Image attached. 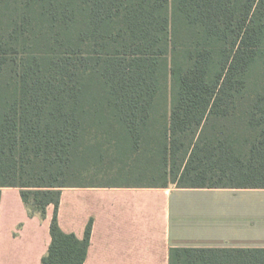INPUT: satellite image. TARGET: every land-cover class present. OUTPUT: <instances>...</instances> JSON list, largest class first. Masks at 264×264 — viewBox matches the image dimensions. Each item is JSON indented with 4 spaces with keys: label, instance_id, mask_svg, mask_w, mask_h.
<instances>
[{
    "label": "trees",
    "instance_id": "1",
    "mask_svg": "<svg viewBox=\"0 0 264 264\" xmlns=\"http://www.w3.org/2000/svg\"><path fill=\"white\" fill-rule=\"evenodd\" d=\"M97 180H101L98 182ZM264 188V0H0V199L54 205L42 264H84L66 187ZM169 264H264L180 247Z\"/></svg>",
    "mask_w": 264,
    "mask_h": 264
},
{
    "label": "crops",
    "instance_id": "2",
    "mask_svg": "<svg viewBox=\"0 0 264 264\" xmlns=\"http://www.w3.org/2000/svg\"><path fill=\"white\" fill-rule=\"evenodd\" d=\"M259 190L264 188L66 187L58 220L79 238L93 220L84 264H169L175 246L264 247V202L231 197ZM53 214L52 204L44 216L30 214L20 188L3 187L0 264H42Z\"/></svg>",
    "mask_w": 264,
    "mask_h": 264
},
{
    "label": "rangeland",
    "instance_id": "3",
    "mask_svg": "<svg viewBox=\"0 0 264 264\" xmlns=\"http://www.w3.org/2000/svg\"><path fill=\"white\" fill-rule=\"evenodd\" d=\"M98 182H101V180H97ZM222 196V195H221ZM233 196H241L247 199L248 202H255L259 200L260 202H264V191L259 190V191H243L237 193V195L232 194L231 197ZM224 197V196H223ZM253 209H254V204H253Z\"/></svg>",
    "mask_w": 264,
    "mask_h": 264
}]
</instances>
